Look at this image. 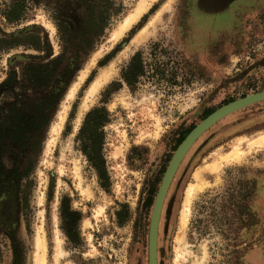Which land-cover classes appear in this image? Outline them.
I'll return each instance as SVG.
<instances>
[{"label":"rangeland","instance_id":"rangeland-1","mask_svg":"<svg viewBox=\"0 0 264 264\" xmlns=\"http://www.w3.org/2000/svg\"><path fill=\"white\" fill-rule=\"evenodd\" d=\"M82 1L25 0L23 15L14 23L0 14L1 31L22 44L0 55V132L7 105L23 96L33 105V99L46 93L27 81L31 72L62 73L74 47L53 62L65 45L57 23L66 20L79 28L91 9ZM101 1V9L109 11V24L104 35L74 59L39 144L28 139L21 148L11 134L0 136V196L12 195L17 201L11 233L0 225V264H13L15 253L17 264H36L40 230L49 264L54 263L57 243L59 264H148V183L167 167L180 144L178 133L204 119V112L264 90V66L259 64L264 61V0L235 1L215 13L201 1L192 6V0H157L117 40L111 33L143 0ZM10 2L0 0V8ZM82 35L73 38L78 41ZM135 53L141 72L127 83L122 74ZM14 54L18 57L11 63ZM109 67V81L89 93ZM92 107L104 108L108 117L101 128L109 181L105 187L75 141ZM263 133L264 100L223 116L192 143L163 201L158 264H200L205 250L201 264H264V146L245 142L243 159H223L240 139L253 140ZM197 169L206 186L192 198L188 226L181 231L186 189L196 182ZM123 205L128 215L120 225L116 212Z\"/></svg>","mask_w":264,"mask_h":264},{"label":"trees","instance_id":"trees-1","mask_svg":"<svg viewBox=\"0 0 264 264\" xmlns=\"http://www.w3.org/2000/svg\"><path fill=\"white\" fill-rule=\"evenodd\" d=\"M82 3L91 9L89 13L82 16V25H80L79 28L75 27L76 25H70L66 20H60L57 23L60 39L65 45L62 53L58 58L53 60V62L63 59L69 48L74 47V51H71L67 58L62 73L57 77L47 74H42L41 76H37L36 74L31 75V72L30 75H28L27 81L33 86V88L47 89L46 93L33 99V105H29L23 96L19 97L17 102L6 106L7 119L3 121V130L0 132V136L11 134L21 148L26 146L28 139H30L33 144H39L40 140L43 138L42 132L49 127V124L56 113L57 102L61 97L65 86L69 82L74 59L78 58V56L84 51L89 50L91 48V43L94 45L95 41L104 35L105 29L109 24L110 14L108 9H101V0H93V2L90 0H83ZM24 9L25 0H11V2L4 8H0V14L7 23H14L21 19ZM75 34L83 35L78 41H76L73 38V35ZM20 44L21 43H19L18 40L10 37L0 29V55ZM34 47L40 50L39 45H34ZM21 54L22 56H25L24 53ZM109 55L110 53L106 55V58L109 57ZM17 57L18 55L14 54L9 57V61L12 63ZM138 57L139 53L133 55V62L131 63L130 68H127L122 74L123 79L127 83L135 81L141 72ZM99 65H103V62L99 63ZM90 79L91 75L87 78V81H90ZM51 84L53 85L49 88ZM24 93H26V91ZM208 114H210V112H204V117ZM31 118H33V123L30 122ZM107 121V111L104 108L92 107L85 113L83 122L75 136L78 149L85 156L89 166L96 171L102 187H105L109 182L102 152L104 134L101 129ZM68 127L69 125L66 127L67 130ZM193 127L194 126L191 125L178 133L176 139L177 145L185 138ZM30 149L35 150V147L31 146ZM165 168L166 165L163 167L160 176L155 177L148 183V196L145 200V207L148 210L153 206L154 198ZM254 189L255 192L256 188ZM26 203L27 201L23 199V205ZM16 206L17 201L14 196L8 194H2L0 196V225L9 233H11L15 222ZM240 208H243L244 211L247 210L246 206H240ZM127 215L128 210L126 206L123 205L122 209L116 212L117 222L122 225L125 222ZM17 259L18 256L15 253L12 263L17 264Z\"/></svg>","mask_w":264,"mask_h":264},{"label":"bare ground","instance_id":"bare-ground-1","mask_svg":"<svg viewBox=\"0 0 264 264\" xmlns=\"http://www.w3.org/2000/svg\"><path fill=\"white\" fill-rule=\"evenodd\" d=\"M155 1H157V0H143L142 2L139 3V5L137 7L135 6L136 7L135 11L133 13H130L128 16L125 17V19L119 24L118 28L113 30V32L111 33V37L114 40H117V39L121 38L125 34V32H127V30L129 28H131V26L136 21H138V19H140V17H142V15L144 13H146L148 11V9H149L150 5L152 4V2H155ZM91 64L92 65L95 64V57H93L91 59ZM112 71H113L112 67H109L107 69H103L100 72L99 76L91 84V86H90V88L88 90L89 93H94L96 89L98 90L100 87H102V85L104 83L109 81V78L111 77ZM79 78L81 79L82 76H79ZM73 89L74 88L71 87L70 92L67 94V96L69 98L72 97V95H73V92H74ZM62 121H63V116L60 115V122L54 128V132H55L56 135L58 134V132H59V130L61 128V124H62L61 122ZM79 121H80V119H78V122ZM56 135L53 136L52 140L49 143L53 144V142L56 139ZM245 142H247L250 147H262V146H264V133L261 134L258 138L253 139V140L250 139V140L247 141L246 138L240 139L239 143L233 148V150L230 153L225 155L223 157V159L224 160H228V161L233 160V159H238V160L243 159L246 156V154H247V151L242 148V145ZM216 166L212 165L211 167L213 169H215ZM193 176H194L196 182L189 184L188 188L186 189V198H185V201H184V206H183V211H182V216H181V227H180L181 231L186 229L187 226H188L189 212H190V203L192 201V198L195 196L196 192L203 190L204 187L206 186V182L202 178L201 170L197 169L194 172ZM178 239H179V237L177 238V240ZM36 247H37V252L35 254V263L36 264H49V260H48V256H47V247H46L45 239L43 237V234H42L41 230H40V233L38 234L37 239H36ZM61 254H62V252H61V249H60V245H59V243H57V248H56L55 257H54V263L53 264H59L60 263ZM206 254L207 253H206V250H205L204 256L202 257V260H201L200 264L202 263V261H205Z\"/></svg>","mask_w":264,"mask_h":264},{"label":"water","instance_id":"water-1","mask_svg":"<svg viewBox=\"0 0 264 264\" xmlns=\"http://www.w3.org/2000/svg\"><path fill=\"white\" fill-rule=\"evenodd\" d=\"M263 100L264 90L247 94L243 97L234 99L218 107L204 119H202L199 123H197L177 146L164 171L151 209L148 229V264H158L157 234L163 201L173 175L184 155L188 151L189 147L197 139L198 136H200L206 129H208L212 124H214L223 116L244 106Z\"/></svg>","mask_w":264,"mask_h":264},{"label":"crops","instance_id":"crops-1","mask_svg":"<svg viewBox=\"0 0 264 264\" xmlns=\"http://www.w3.org/2000/svg\"><path fill=\"white\" fill-rule=\"evenodd\" d=\"M194 1H201V3L203 2V5L205 6V9H207V11H211L212 13H215V12L228 10V8L235 1H239V0H192V6L194 5ZM242 6L243 5H240V8Z\"/></svg>","mask_w":264,"mask_h":264},{"label":"flooded vegetation","instance_id":"flooded-vegetation-1","mask_svg":"<svg viewBox=\"0 0 264 264\" xmlns=\"http://www.w3.org/2000/svg\"><path fill=\"white\" fill-rule=\"evenodd\" d=\"M259 64L263 65L264 66V61H261ZM264 89V87L262 88ZM262 91V90H261Z\"/></svg>","mask_w":264,"mask_h":264}]
</instances>
